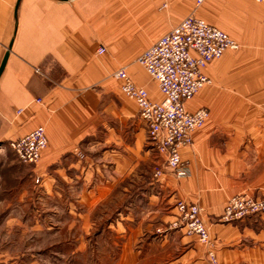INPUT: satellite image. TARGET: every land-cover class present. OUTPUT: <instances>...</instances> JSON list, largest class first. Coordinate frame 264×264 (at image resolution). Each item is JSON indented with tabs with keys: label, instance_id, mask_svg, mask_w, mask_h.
<instances>
[{
	"label": "crops",
	"instance_id": "1",
	"mask_svg": "<svg viewBox=\"0 0 264 264\" xmlns=\"http://www.w3.org/2000/svg\"><path fill=\"white\" fill-rule=\"evenodd\" d=\"M192 12L238 48L206 65L210 83L185 103L187 111L204 107L209 114L192 145L180 148L190 175L166 168L155 179L152 166L162 156L113 73L128 62L134 82L160 100L155 82L131 61ZM99 44L105 49L97 54ZM7 51L0 72V264L13 263L19 238L36 244L41 237V201L55 221L58 210L72 215L74 184L88 212L121 180L132 193L113 206L116 222L106 229L120 233L119 262L213 264L195 235L154 232L183 199L203 209L215 264H264V213L220 218L234 194L264 193V2L0 0V63ZM111 79L123 96L111 97L99 114L97 89L107 95ZM37 126H44L47 146L37 163L24 164L9 142Z\"/></svg>",
	"mask_w": 264,
	"mask_h": 264
},
{
	"label": "built area",
	"instance_id": "2",
	"mask_svg": "<svg viewBox=\"0 0 264 264\" xmlns=\"http://www.w3.org/2000/svg\"><path fill=\"white\" fill-rule=\"evenodd\" d=\"M237 48V41L224 30L190 13L135 58L158 87L162 95L160 100H151L147 88L137 85L125 66L114 71L113 77L119 81L122 93L136 102L138 117L146 125L149 144L162 156V161L153 168L155 179L161 178L166 168L178 178L190 175L188 162L180 156V148L192 145L193 132L203 126L209 114L204 107L187 111L185 103L210 83L204 71L206 65L226 50ZM104 49L99 44L96 53ZM46 146L44 126H37L9 142L10 149L24 164L36 163ZM227 201L220 217L226 222L264 213V195L259 198L241 192ZM175 209L176 218L168 229H181L186 235H195L205 246L207 258L215 264L214 245L201 216V206L177 199Z\"/></svg>",
	"mask_w": 264,
	"mask_h": 264
},
{
	"label": "rangeland",
	"instance_id": "3",
	"mask_svg": "<svg viewBox=\"0 0 264 264\" xmlns=\"http://www.w3.org/2000/svg\"><path fill=\"white\" fill-rule=\"evenodd\" d=\"M207 12L211 13V8H208ZM211 18L212 17H207L208 20H212ZM135 57L136 55H134L133 61L131 62L138 65L143 70V68L135 62ZM119 66H128V62H123ZM111 81V92L107 95H101V90L96 88L98 92L99 114L103 108L107 107V102L111 97H115V95L119 94L123 96L120 89H118L117 82L113 79H111ZM103 103H105V107ZM112 120L114 121V119ZM159 163L160 162H156L152 166L151 174L153 177V168L155 164ZM37 181H39V179ZM119 182L120 183L115 186V191L111 192L112 194L107 200H105V198L104 201L99 202V204L88 212L87 209H85V202L80 201V190L82 187H80L79 184H74L70 189V194L73 199L71 204L72 215L69 217L67 213V216H65L63 210H58L57 219H55V221L53 219L50 220L46 214L48 208L46 204L47 199L41 201V237L36 238V244L34 240L31 241L30 239L19 238L18 249L15 250L14 246L11 248L13 251L12 264H35V259L37 260V264H147L146 262L138 261L119 262V254L123 249L121 248V237H118L120 233L116 230H106L109 223L116 222L117 217L113 214V206L121 200L123 196L132 193L130 189L127 188L130 190L128 192L125 188L127 185L126 182H128L127 180H121ZM60 186L61 185H59V187ZM263 195L259 196V198L263 197ZM62 205L63 203L59 206L63 207ZM173 208L174 218L163 226V228L159 227L154 229V232L163 233V231L173 230L168 229V225L176 218L175 204ZM87 214H89L88 217Z\"/></svg>",
	"mask_w": 264,
	"mask_h": 264
},
{
	"label": "water",
	"instance_id": "4",
	"mask_svg": "<svg viewBox=\"0 0 264 264\" xmlns=\"http://www.w3.org/2000/svg\"><path fill=\"white\" fill-rule=\"evenodd\" d=\"M8 51L6 52V54H5V56L3 57V59H2V61H1V65H0V72L2 71V69H3V67H4V65H5V60H6V58H7V55H8Z\"/></svg>",
	"mask_w": 264,
	"mask_h": 264
}]
</instances>
